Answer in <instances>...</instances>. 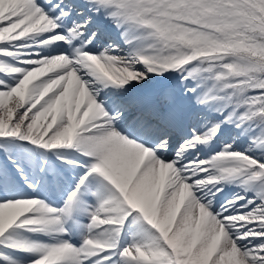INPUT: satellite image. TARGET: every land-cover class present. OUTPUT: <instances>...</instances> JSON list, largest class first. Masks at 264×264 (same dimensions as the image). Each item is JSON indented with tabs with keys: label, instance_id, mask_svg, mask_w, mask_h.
I'll use <instances>...</instances> for the list:
<instances>
[{
	"label": "snow or ice",
	"instance_id": "snow-or-ice-1",
	"mask_svg": "<svg viewBox=\"0 0 264 264\" xmlns=\"http://www.w3.org/2000/svg\"><path fill=\"white\" fill-rule=\"evenodd\" d=\"M0 264H264V0H0Z\"/></svg>",
	"mask_w": 264,
	"mask_h": 264
}]
</instances>
